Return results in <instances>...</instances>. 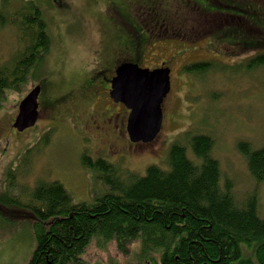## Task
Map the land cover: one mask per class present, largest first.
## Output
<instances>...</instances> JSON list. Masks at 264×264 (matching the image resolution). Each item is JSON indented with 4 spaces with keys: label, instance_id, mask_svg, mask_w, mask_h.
<instances>
[{
    "label": "rangeland",
    "instance_id": "1",
    "mask_svg": "<svg viewBox=\"0 0 264 264\" xmlns=\"http://www.w3.org/2000/svg\"><path fill=\"white\" fill-rule=\"evenodd\" d=\"M36 1L51 46L35 73L0 97V195L16 199L0 201V264H24L33 254L37 216L28 202L37 183L59 180L75 202H92L108 186L83 164V154L103 157L126 173L144 174L150 164L167 167L170 146L185 131L214 137L212 153L220 162L222 178L232 181L238 201L256 193L264 212V181H256L238 149L240 140L254 147L264 145V65L246 67V60L264 50V45L241 50L237 41L242 36L223 32L217 24L211 29L204 26L209 20L230 19L228 14L249 17L244 6L252 4L200 0L212 12L210 16L201 12L200 17L197 0ZM161 15L170 21L159 26L155 21ZM136 31L146 38L141 56L136 54L140 43ZM21 42L15 26L0 27V66L12 63ZM137 56L141 65L159 66L165 60L171 69L163 127L151 142L131 141L126 128L116 125L127 107L112 106L107 91L86 85L90 79L95 81L92 75L97 76V68L112 69L116 58L131 61ZM197 61H210L211 66L202 73L184 69ZM105 72L111 71L100 76ZM39 83L43 90L38 121L19 130L13 125L19 103ZM53 98L58 101L51 105ZM110 106L112 116L103 113ZM139 242L130 241L128 252H123L115 239L93 237L81 257L87 264H147L139 257Z\"/></svg>",
    "mask_w": 264,
    "mask_h": 264
},
{
    "label": "trees",
    "instance_id": "2",
    "mask_svg": "<svg viewBox=\"0 0 264 264\" xmlns=\"http://www.w3.org/2000/svg\"><path fill=\"white\" fill-rule=\"evenodd\" d=\"M247 1L252 4L244 6L249 17L228 14L230 19L207 21L205 28L217 24L223 32L242 36L237 41L241 50L264 45V0ZM196 2L199 16H210L212 12L202 7L205 2ZM162 16L155 21L159 26L168 20ZM8 25L18 29L22 49L11 64L0 66V97L35 73L51 46L36 0H0V27ZM143 36L137 32L139 56L146 41ZM259 65H264V50L246 60L248 69ZM210 66V61H197L184 69L202 73ZM54 101L58 100L53 98L50 104ZM214 142L208 133L185 131L170 146L167 167L150 164L144 174L126 173L103 157L83 154V164L108 186L92 202H75L59 180L40 181L28 202L37 216L36 246L24 264H87L81 254L93 237L115 239L123 252H128L130 241L139 239L138 254L147 264H264V212L258 195L238 201L232 181L222 178L220 162L212 153ZM238 149L256 181L263 182L264 145L254 147L240 140ZM15 200L0 195L1 202Z\"/></svg>",
    "mask_w": 264,
    "mask_h": 264
},
{
    "label": "water",
    "instance_id": "3",
    "mask_svg": "<svg viewBox=\"0 0 264 264\" xmlns=\"http://www.w3.org/2000/svg\"><path fill=\"white\" fill-rule=\"evenodd\" d=\"M169 66L154 68L135 61H124L112 79L111 97L130 110L127 132L133 142H151L163 127V102L171 91ZM41 85L34 86L20 101L13 125L24 130L36 124L39 118Z\"/></svg>",
    "mask_w": 264,
    "mask_h": 264
},
{
    "label": "flooded vegetation",
    "instance_id": "4",
    "mask_svg": "<svg viewBox=\"0 0 264 264\" xmlns=\"http://www.w3.org/2000/svg\"><path fill=\"white\" fill-rule=\"evenodd\" d=\"M208 23H210V20L208 21ZM139 58L138 57H134L132 58L131 61H137ZM124 61H129L127 58H124V59H119V58H116L115 59V64L113 65V68L111 69L109 66H103V68L99 67L97 68V76L95 75H92V77H95V81L93 82V79H90V81L87 82L86 85H94L95 87L98 86V88H103L105 91H107V93H109V100L111 101V104L113 106V104H121L122 102H116L110 95V90H111V87H112V79L113 77L116 75V70H117V67ZM166 65L165 64V60H162L160 65ZM141 65V64H140ZM141 66H144V65H141ZM153 67V66H152ZM156 67V66H154ZM101 69V70H100ZM110 69V70H109ZM104 71H111L110 74H108L107 72H105V76L103 77L100 76V74ZM101 77V79H99ZM41 85V90H43V85L41 83H39ZM95 90H94V95H95ZM41 93V91H40ZM40 95V94H39ZM101 102V101H100ZM40 106V104H39ZM112 106L106 108L103 113L105 114H108L110 113V116H112L115 112L113 111L112 109ZM126 112L122 115V120L120 122H118L116 125L117 126H121V127H125L127 128V120H128V115H129V110L127 108H125ZM116 113H119V112H116ZM117 117H119V114H117ZM109 118V117H108Z\"/></svg>",
    "mask_w": 264,
    "mask_h": 264
}]
</instances>
